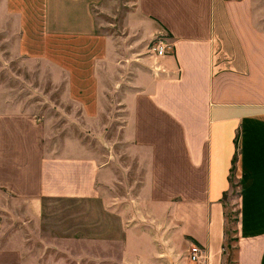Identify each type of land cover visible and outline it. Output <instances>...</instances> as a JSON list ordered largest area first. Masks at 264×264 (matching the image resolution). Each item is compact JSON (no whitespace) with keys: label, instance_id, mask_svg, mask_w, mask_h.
Wrapping results in <instances>:
<instances>
[{"label":"crops","instance_id":"1","mask_svg":"<svg viewBox=\"0 0 264 264\" xmlns=\"http://www.w3.org/2000/svg\"><path fill=\"white\" fill-rule=\"evenodd\" d=\"M104 1L0 0V20H17L10 55L36 84L14 98L0 85V192L35 219L61 198L118 216L53 237L60 255L43 264H192V243L193 264H222L234 162L235 263L264 264V0H130L110 31ZM156 38L166 55L149 51ZM39 103L64 130L41 147L24 141L54 129Z\"/></svg>","mask_w":264,"mask_h":264},{"label":"rangeland","instance_id":"2","mask_svg":"<svg viewBox=\"0 0 264 264\" xmlns=\"http://www.w3.org/2000/svg\"><path fill=\"white\" fill-rule=\"evenodd\" d=\"M128 1L130 0L104 1L103 11H98L97 13L98 19L106 23L103 28L104 31H110L113 27H117L120 23L122 13L127 8ZM41 8L42 5L40 4H37V6L35 4L33 5V9L35 10H41ZM95 9L96 11L98 10V8ZM16 22L17 20L15 19L0 20L1 93H11L13 98L14 94H17V97H23L32 86L36 85L34 82L28 84L23 80L24 77L27 79L30 75L17 64V61L12 58L8 49L10 44L15 45L17 36L12 31H10L11 33H7L6 28L15 29L17 26ZM154 40L150 42L148 48ZM18 75L21 77L18 78ZM42 87L44 85H41ZM35 99L37 98H33V103H36ZM55 101L57 102V100ZM30 102L31 100L25 101L26 105H30ZM38 105V107L36 105H32L35 107H30L32 109L31 114L39 118H50L54 122V129L48 130L46 141H44L42 131L31 132L27 130L24 132V141H27V138H29V141L34 145V141L37 139L41 147L42 142H46V144L50 143L52 138L56 137L53 134L59 133L62 135L64 130L61 129L62 116L57 115L58 111L55 112L56 106L47 109L44 105H40V103ZM71 133L75 135L79 134L78 131H72ZM109 134L110 131H108ZM120 159L125 160V156H122ZM229 184L225 200L226 233L223 243L222 264H236L237 204L240 188L235 162L233 168L230 170ZM100 202L98 199H48L43 202L41 216L39 219H35L26 210L25 203L19 199L12 198L10 194L0 192V206H2L0 207V218L4 225V230L0 234V264H43L48 256L56 257L60 255L55 253L56 250L46 242H52V238L56 236H94L100 230V228L96 229V221H106L103 228L106 231H110V219L118 216L107 210L100 211ZM125 214L130 215V212L126 210ZM82 248L83 246L79 244L72 246L74 251ZM186 260L193 264L189 260L188 255Z\"/></svg>","mask_w":264,"mask_h":264},{"label":"built area","instance_id":"3","mask_svg":"<svg viewBox=\"0 0 264 264\" xmlns=\"http://www.w3.org/2000/svg\"><path fill=\"white\" fill-rule=\"evenodd\" d=\"M170 50V45L161 38L154 40L150 47L149 51L156 54V56H163L166 55ZM202 255V249L195 243H192L189 251H188V258L192 262H198Z\"/></svg>","mask_w":264,"mask_h":264},{"label":"trees","instance_id":"4","mask_svg":"<svg viewBox=\"0 0 264 264\" xmlns=\"http://www.w3.org/2000/svg\"><path fill=\"white\" fill-rule=\"evenodd\" d=\"M225 217H226V215H225ZM226 233V232H225Z\"/></svg>","mask_w":264,"mask_h":264}]
</instances>
